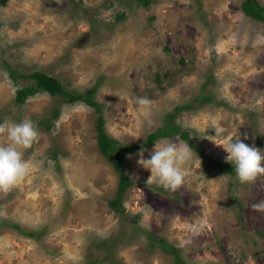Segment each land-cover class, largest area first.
Listing matches in <instances>:
<instances>
[{"label":"rangeland","instance_id":"obj_1","mask_svg":"<svg viewBox=\"0 0 264 264\" xmlns=\"http://www.w3.org/2000/svg\"><path fill=\"white\" fill-rule=\"evenodd\" d=\"M241 2L0 0V122L30 119L39 131L23 150L32 171L0 192V264H264V212L252 207L264 175L241 184L216 167L231 137L264 152V22ZM36 69L74 92L96 84L106 132L136 144L122 151V212L109 204L119 173L98 147L95 106L42 89L16 102ZM187 102L173 121L201 152L178 132L143 144ZM160 140L193 151L176 192L147 184L137 163Z\"/></svg>","mask_w":264,"mask_h":264},{"label":"clouds","instance_id":"obj_2","mask_svg":"<svg viewBox=\"0 0 264 264\" xmlns=\"http://www.w3.org/2000/svg\"><path fill=\"white\" fill-rule=\"evenodd\" d=\"M136 104L141 112H146L150 109L152 101L147 97H137ZM210 127L214 129L215 125ZM5 135L7 142L0 143V192L7 193L32 171L33 164L25 159L23 150L38 142L39 131L30 119L20 122L4 121L0 122V136ZM217 145L222 146L227 153L225 160L234 166L236 179L241 184H251L258 176L264 175V152L261 149L249 146L239 136L231 137L226 143ZM138 155V165L151 173L147 184H156L171 192L185 186V169L193 158V151L188 143L177 144L160 140L155 142L149 158L144 157L143 149ZM252 207L264 212V201Z\"/></svg>","mask_w":264,"mask_h":264},{"label":"trees","instance_id":"obj_3","mask_svg":"<svg viewBox=\"0 0 264 264\" xmlns=\"http://www.w3.org/2000/svg\"><path fill=\"white\" fill-rule=\"evenodd\" d=\"M241 8L244 13L252 16L257 20L264 22V5L261 4L258 0H242ZM10 73L15 75L14 70H10ZM20 75L23 74L20 73ZM25 75L33 77L35 81L32 84H25L21 87L16 88L15 90L16 102H23L28 95H32L36 93L38 90L42 89L51 94L59 93L67 101L83 100L89 105L95 106V108L99 111V115L96 121L97 144L100 151L104 154V156L107 159H109L112 162L113 166L119 173L117 190H116L117 196L109 199V204L113 208V210L122 212L124 208L122 206L121 196L125 192L127 186L130 185L131 183V179L127 176L123 168L122 151L126 149L131 150L132 149L131 147L136 146V144L130 145L123 143L122 145H120V142H118L115 138H113L111 135H109L106 132L104 127V117L102 115L100 105L94 99L96 84L92 85L91 87H89L84 91L74 92L70 89L65 88L58 77L50 73H47L41 69H36L33 72ZM204 98H206V96ZM189 106H191L189 102L175 106L174 110L170 111L167 114V119L164 121V123L161 126H159L157 129L148 133L146 140L143 142V144L152 143L160 136L170 135L172 133L178 132L183 139L188 141L191 147L201 152L199 148L196 146V144L190 139L189 132L185 129H182V127L178 123L173 121L175 115L182 108ZM54 114H57V111H54ZM216 167L220 171L234 173V166L231 163L222 162L219 163ZM28 233L32 235H36L37 231L32 230V231H28ZM154 238L159 241L161 247L169 250H174V247L172 245H170L169 247V245L164 241L162 237L154 236ZM87 260L89 264H101L104 261V259H101L100 257L92 258L91 255L87 258ZM111 264H115V263H113L112 261Z\"/></svg>","mask_w":264,"mask_h":264}]
</instances>
